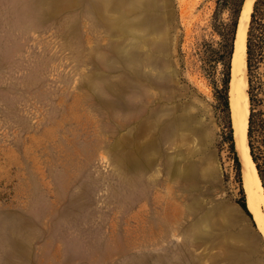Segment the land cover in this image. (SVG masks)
<instances>
[{
  "label": "rangeland",
  "instance_id": "rangeland-1",
  "mask_svg": "<svg viewBox=\"0 0 264 264\" xmlns=\"http://www.w3.org/2000/svg\"><path fill=\"white\" fill-rule=\"evenodd\" d=\"M216 6L0 0V264H264Z\"/></svg>",
  "mask_w": 264,
  "mask_h": 264
},
{
  "label": "trees",
  "instance_id": "trees-1",
  "mask_svg": "<svg viewBox=\"0 0 264 264\" xmlns=\"http://www.w3.org/2000/svg\"><path fill=\"white\" fill-rule=\"evenodd\" d=\"M244 2L245 0H217L216 17H218L220 11L228 9L230 18L228 21L219 20L217 24L215 23V31L220 39L215 45L209 44L207 50H205L206 57L204 59L209 65L221 67V85L216 91L220 106L227 116L226 138L231 143L239 168L241 167V161L236 149L234 128L231 122L229 87L236 33ZM246 52L250 99L247 135L250 152L264 187V0H256L253 5L247 31ZM239 203L247 213L252 214L248 209L245 194L239 200Z\"/></svg>",
  "mask_w": 264,
  "mask_h": 264
},
{
  "label": "bare ground",
  "instance_id": "bare-ground-1",
  "mask_svg": "<svg viewBox=\"0 0 264 264\" xmlns=\"http://www.w3.org/2000/svg\"><path fill=\"white\" fill-rule=\"evenodd\" d=\"M255 0H245L239 18L235 50L232 58L230 88L236 148L243 162L244 180L247 188V206L253 214L258 232L264 239V187L250 152L247 126L250 115V99L247 75V31Z\"/></svg>",
  "mask_w": 264,
  "mask_h": 264
},
{
  "label": "water",
  "instance_id": "water-1",
  "mask_svg": "<svg viewBox=\"0 0 264 264\" xmlns=\"http://www.w3.org/2000/svg\"><path fill=\"white\" fill-rule=\"evenodd\" d=\"M255 3V2H254ZM244 5H245V2H244ZM238 151V150H237ZM238 155H239V153H238Z\"/></svg>",
  "mask_w": 264,
  "mask_h": 264
}]
</instances>
